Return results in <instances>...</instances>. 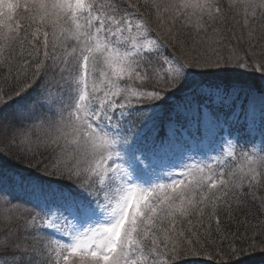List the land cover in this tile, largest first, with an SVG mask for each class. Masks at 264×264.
Returning <instances> with one entry per match:
<instances>
[{"label": "snow or ice", "instance_id": "snow-or-ice-1", "mask_svg": "<svg viewBox=\"0 0 264 264\" xmlns=\"http://www.w3.org/2000/svg\"><path fill=\"white\" fill-rule=\"evenodd\" d=\"M229 15L264 41V0H0V65L32 69L18 100L0 90V128L59 153L45 180L0 167V205L30 209L0 264H264V237L208 253L184 227L207 216L219 229L245 184L264 187V47L164 51L183 52L177 24L221 35ZM26 141L14 134L0 159Z\"/></svg>", "mask_w": 264, "mask_h": 264}, {"label": "trees", "instance_id": "trees-1", "mask_svg": "<svg viewBox=\"0 0 264 264\" xmlns=\"http://www.w3.org/2000/svg\"><path fill=\"white\" fill-rule=\"evenodd\" d=\"M147 15V13H145ZM155 27L154 17L152 20ZM257 33H264V27L257 25ZM216 31L221 33L217 35L211 28L207 33L201 31L197 33L195 30L182 28L177 24L173 30L174 34L179 35L182 41L183 52L172 47L166 48V55H175L181 57L184 54L192 56H207L215 58L217 56L227 57L230 51L235 48L249 49V44L255 45L257 54L264 47V41L259 40V36L249 41L246 31H242L239 25L235 24L231 15L227 16L215 24ZM163 35V30H160ZM243 37V39H238ZM213 39L218 41L213 43ZM241 56L243 52L239 53ZM32 77V69L26 68L22 61L14 60L10 66L0 65V90H3L8 96H12L13 100H18L15 92L22 89L26 79ZM196 81L205 80L207 84L217 83L218 78L214 76L194 77ZM150 89V82H145ZM136 88L137 90L145 89L140 81H120V86ZM258 86V83H257ZM13 101H9L12 103ZM16 135L19 141L25 134L29 135L30 142L12 145L11 151L16 154L15 159H0V167L5 169H13L24 176H31L41 180L48 179L45 170L51 171L52 165L57 161L59 156L55 146H47L42 135L38 132H29L27 128L15 130L12 128H0V149H2L13 135ZM39 168V171L36 168ZM239 205V207H237ZM30 209L18 206L0 205V241L4 239H15L17 235L23 236L24 225L21 220L16 223V218L24 217ZM220 226L216 227L215 220H209L207 216L201 221L198 217H192V224H185V228L195 227L199 231L200 242L208 253H212L217 247H227L229 243H242L241 237L249 238L264 237V187L257 186L249 188L247 184L239 193V198L233 201V210L230 214H220ZM46 243V241H45ZM55 259L53 254V260ZM199 264H215V260H209L206 256L195 258ZM178 264H185L182 260ZM250 264H260L259 260H253Z\"/></svg>", "mask_w": 264, "mask_h": 264}, {"label": "rangeland", "instance_id": "rangeland-1", "mask_svg": "<svg viewBox=\"0 0 264 264\" xmlns=\"http://www.w3.org/2000/svg\"><path fill=\"white\" fill-rule=\"evenodd\" d=\"M98 80H99V77H98ZM104 85L103 84H101V87H103ZM129 86V85H128Z\"/></svg>", "mask_w": 264, "mask_h": 264}]
</instances>
